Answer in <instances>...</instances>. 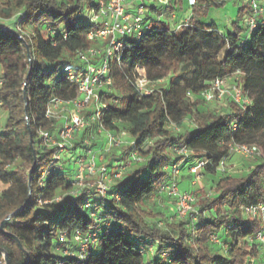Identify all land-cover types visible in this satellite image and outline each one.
<instances>
[{"label": "trees", "instance_id": "16d2710c", "mask_svg": "<svg viewBox=\"0 0 264 264\" xmlns=\"http://www.w3.org/2000/svg\"><path fill=\"white\" fill-rule=\"evenodd\" d=\"M195 1L190 26L177 31L148 16L146 21H152L153 28L140 43L130 42L120 63L114 65V89L120 92L122 105L115 106L111 99L104 125L111 131L126 130L146 161L133 165L113 187L118 199L101 204V217L113 224L111 228L96 225L82 213L83 198L65 196L60 203L38 204L39 199L52 200L71 189L72 179L63 172L53 174L45 188L38 189L45 162L51 157L39 131L50 129L47 109L53 97L63 101L79 97L78 87L66 72L71 67L79 69L76 54L92 45L87 35L97 27L88 22L87 15L95 4L92 0H13L7 9L0 8L7 19L24 13L19 32L0 26V104L7 114L0 133V182L10 185L0 195V264H250L251 258L260 257V245L250 239L261 223L241 216L239 208L264 201V163L245 176L221 178L215 194L199 200L196 223L187 218L174 225L170 216L142 209L149 200L159 198V188L170 180L165 167L179 162L170 148L203 153L218 165L228 156L230 144H252L257 135L264 137V25L242 45L245 31L240 22L245 7L231 29L221 34L215 24L201 22L212 7L219 6L216 0ZM180 66L192 68V77L154 89L147 96L128 82L137 67L144 68L154 83ZM237 72V85L250 104L241 106L230 99L228 114H203L200 107L207 102L202 92L215 79ZM186 121L190 129L173 135L170 122L181 127ZM232 123L237 124L236 130L231 129ZM12 164L15 172L6 169ZM206 171L216 172L210 166ZM159 218L166 219L164 228L158 226ZM121 228L141 244L130 241ZM63 231L84 235L98 231L99 243L84 261L64 256ZM213 234L221 239L230 236L225 255L221 253L224 245L210 244ZM57 250L61 256L54 253Z\"/></svg>", "mask_w": 264, "mask_h": 264}, {"label": "built area", "instance_id": "2783aa9c", "mask_svg": "<svg viewBox=\"0 0 264 264\" xmlns=\"http://www.w3.org/2000/svg\"><path fill=\"white\" fill-rule=\"evenodd\" d=\"M153 0H92L95 8L87 15L90 24L97 28L87 35V40L92 44L87 50L79 51L76 59L79 69L71 67L66 72L68 80L78 87L79 97L72 101H63L53 97L48 104L47 118L50 129H40L39 138L44 148L51 152V157L45 162L41 172V180L38 186L42 190L46 182L56 172L72 175L71 189L57 195L52 200H38L40 206L62 202L65 196L83 198L81 211L87 215L96 225L111 228L113 224L104 220L101 204L108 199L117 198L112 194L113 187L121 181L126 172L135 165H142L146 159L136 149V142L130 134L124 130H108L104 125V117L109 108L111 99L117 103L116 98L109 97L114 92V65L120 63L121 54L130 48V42L140 43L144 35L153 28L152 21H146ZM163 6H168L170 0H158ZM190 7L196 4L195 0H189ZM247 9L242 28L245 33L241 39L242 45L249 39L251 33L264 25V0H239ZM24 16V13L21 15ZM192 15L174 31L182 27H189ZM221 33V32H220ZM233 76L217 78L209 89L202 92L201 97L206 102H212L216 98L222 99L231 94V100L241 106L250 104L242 88L237 84L233 90H226V83ZM129 84L142 96L149 95L151 85L159 82H150L146 70L137 67L128 77ZM229 99V100H230ZM2 105L0 104V107ZM2 108V107H1ZM231 129L236 130L237 124H231ZM172 132H180V126L170 122ZM2 133V130H0ZM100 138H102L100 140ZM102 143V144H101ZM149 146L152 142L148 143ZM126 148L127 152L118 149ZM173 157H183L181 163L165 167L170 173V180L161 185L158 196L169 200L171 207L170 221L179 222L190 218L197 222L199 218L198 199L192 191L182 192L176 182V176L181 172L183 164H188V156L195 154L186 147L170 148ZM118 152V157L102 164V161L110 153ZM238 154L245 158L258 157L261 154L257 144L229 145V154L218 164H212L205 154L189 166V173L194 178L192 186L200 180L203 172L210 166L216 172L225 173V165L230 155ZM15 164L6 167L15 172ZM68 165L72 168L68 173ZM240 215L252 221L261 223V229L250 239L260 245L261 260L264 264V201L258 204H246L239 208ZM159 227H164L163 222ZM122 233L136 245L141 241L121 228ZM98 231L82 234L80 231H63L60 233V243L65 245L64 256H76L80 261L87 259L92 250L99 243ZM71 237V239H70ZM210 244L222 246L221 237L213 234ZM166 256V254L164 255ZM250 264H259L258 259L251 258Z\"/></svg>", "mask_w": 264, "mask_h": 264}, {"label": "rangeland", "instance_id": "374dc122", "mask_svg": "<svg viewBox=\"0 0 264 264\" xmlns=\"http://www.w3.org/2000/svg\"><path fill=\"white\" fill-rule=\"evenodd\" d=\"M13 0H0V8L7 9V6L12 3ZM190 1L189 0H170L169 5L163 6L161 3H159L158 0H153L150 4L151 7H155L154 10H149L148 16L152 20H161L163 22H166L169 24L170 28L174 31L177 26L184 23L189 16L192 14L193 8L190 7ZM216 4L219 5L218 7H212L207 15L203 18H201V22L206 24H215V26L218 28V30L221 32V34L226 33L228 30L231 29L232 23L235 22L239 17V11L241 8H243V3L239 0H216ZM1 12V11H0ZM22 13H17L12 17L11 19H7L3 17L2 13H0V26H6L14 29L15 31L21 30V21L19 20ZM240 27H242V21L240 22ZM25 36L29 34L28 32H23ZM225 51H223L220 56L219 60L221 61L224 57ZM73 57H68V59L72 60ZM0 69V82L1 78H3L1 74ZM192 68H187L185 66L180 67H174L168 74L165 80H162L160 83L151 85L152 89H164L167 88L168 85L171 82H175L178 84H182L184 82V79L191 78L192 77ZM239 76H233L231 80H228L226 83V90L231 91L233 90L234 85L237 84L236 80H238ZM113 94L115 95L114 98H118L117 102L114 103L115 106H121V94L120 92L115 88ZM193 97V95H192ZM231 98V94L227 93L225 97L222 99H215L212 102H207L202 104L200 107V111L203 114L206 113H212L215 116H221L228 114L230 111V104L229 99ZM1 108V107H0ZM2 110V109H1ZM3 112V113H2ZM7 114L4 110L0 113V130L3 131L5 122H6ZM191 125L188 121H186L185 124H183L180 127V133L184 134L186 130L190 129ZM173 135L175 134L172 132ZM102 138H100L101 140ZM264 141V137L262 134L257 135L254 139H252L249 143L257 144L260 147L261 154L258 157L254 158H245L238 154H232L229 156L226 165H225V173H219V172H203L200 180L196 181L194 186H192L193 177L189 173V166L192 165V163H195V161L202 157L203 153H195L189 155L188 157V164L184 163L181 169V172L178 176H176V182L178 184L179 189L183 192V190L186 191H192V193L197 197L198 202L201 198L211 197L215 194V189L218 181L223 177H242L254 170L258 165H261L264 163V145L262 142ZM102 144V143H101ZM120 152H127L126 148L118 149ZM118 152L110 153L106 158L102 161V164L106 161L112 160L113 158L118 156ZM116 155V156H115ZM179 161L178 163H181L183 161V157H179L177 159ZM16 168V165H14ZM18 166L20 163H18ZM71 167L68 165L66 168L69 171ZM222 174V175H221ZM69 180L73 179L72 175H69ZM5 187L0 185V195L3 193V189ZM185 191V192H186ZM169 200L161 199L154 197L153 199L149 200L144 206L143 210L146 211L149 214L161 216L163 214L167 216H170L171 213V207ZM199 210V208H198ZM206 215L209 216V213L206 212ZM159 222H163L164 227L166 226L167 222L165 218H159ZM171 223V221H169ZM179 222H172V224H178ZM159 226V224H158ZM163 227V228H164ZM222 245V251L221 253L223 255L226 254V251L228 250V245L231 244V238L230 236L224 235V238L221 239ZM227 244V246H226ZM56 255H62L60 251H54ZM262 255L258 258V263H263L261 260Z\"/></svg>", "mask_w": 264, "mask_h": 264}, {"label": "crops", "instance_id": "0c3cea01", "mask_svg": "<svg viewBox=\"0 0 264 264\" xmlns=\"http://www.w3.org/2000/svg\"><path fill=\"white\" fill-rule=\"evenodd\" d=\"M150 10V9H149ZM152 10V9H151ZM1 74H2V76H3V72L1 71ZM1 85H2V78H1V82H0V88H1ZM2 108H0V113H1V111L3 110H1ZM3 113V112H2ZM0 185H2V186H4L5 188L2 190L3 192H5L9 187H10V185H5V184H3V183H1L0 182ZM186 190H183V192H185Z\"/></svg>", "mask_w": 264, "mask_h": 264}, {"label": "water", "instance_id": "95a60500", "mask_svg": "<svg viewBox=\"0 0 264 264\" xmlns=\"http://www.w3.org/2000/svg\"><path fill=\"white\" fill-rule=\"evenodd\" d=\"M29 60H31V56H30V54H29ZM34 157H35V160H36V155H35V153H34ZM36 163V162H35ZM8 220H6L3 224H2V229H3V227H4V225H5V223L7 222Z\"/></svg>", "mask_w": 264, "mask_h": 264}]
</instances>
